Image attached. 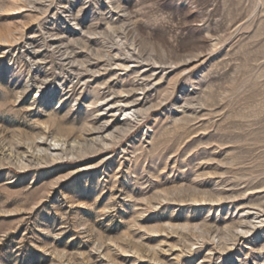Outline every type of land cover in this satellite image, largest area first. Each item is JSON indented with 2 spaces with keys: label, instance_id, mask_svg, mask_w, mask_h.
<instances>
[{
  "label": "rangeland",
  "instance_id": "obj_1",
  "mask_svg": "<svg viewBox=\"0 0 264 264\" xmlns=\"http://www.w3.org/2000/svg\"><path fill=\"white\" fill-rule=\"evenodd\" d=\"M0 264H264V0H0Z\"/></svg>",
  "mask_w": 264,
  "mask_h": 264
}]
</instances>
